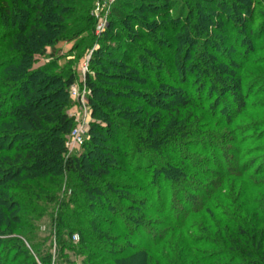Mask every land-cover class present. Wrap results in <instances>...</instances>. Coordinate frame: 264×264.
Wrapping results in <instances>:
<instances>
[{
  "label": "trees",
  "instance_id": "obj_1",
  "mask_svg": "<svg viewBox=\"0 0 264 264\" xmlns=\"http://www.w3.org/2000/svg\"><path fill=\"white\" fill-rule=\"evenodd\" d=\"M92 4L0 0V264H72L69 253L81 264H264V198L247 202L246 184L234 194L221 180L249 169L224 153L250 142L251 127L232 125L264 85V0H117L98 38ZM71 41L73 52L99 47L84 80L88 136L68 155L76 74L71 61L35 65ZM213 151L226 167L213 163L209 181L198 153Z\"/></svg>",
  "mask_w": 264,
  "mask_h": 264
},
{
  "label": "rangeland",
  "instance_id": "obj_2",
  "mask_svg": "<svg viewBox=\"0 0 264 264\" xmlns=\"http://www.w3.org/2000/svg\"><path fill=\"white\" fill-rule=\"evenodd\" d=\"M95 1L96 0H93L92 9H91V16L93 13ZM113 5H112V7H113ZM110 12H111V10H110ZM174 14H175L174 10L169 11L168 14H166L165 18H167L168 20L172 19ZM137 17L139 19H141L142 21H144L145 23H149L151 21L148 18V16H146L145 14H138ZM92 18L94 19V36L96 38H98L103 34V32L106 30V28L108 26L110 13L106 17V26L104 28V31L99 33V35L95 34L96 19L93 16H92ZM161 19L162 18H158L156 20L158 22H163ZM257 25H258V22H256V24L254 26V30H257V27H258ZM123 30L124 31L122 33H125L126 31L130 32V30L128 31V29H126V28H123ZM151 34L155 37H159L158 34H156L155 30L151 31ZM263 43H264V37L261 38V40H259L258 42H256L254 44V45H257V47L261 49V51L258 50L256 52V57H258L259 60H261V59L264 60ZM74 44H75V42L71 41V42L58 44L54 48H46V52L44 55L36 56V58L38 59V63L35 66L42 65L43 63L52 59V60H56L59 67L62 68L69 61H71V66L73 67V71L75 72L76 77H77L76 82L74 84L75 87H77V88H82V86L86 87V85L84 84L85 83V81H84L85 75L88 73L92 75V72H90V70H89V60H90V57L92 55V52L94 50L98 49L99 44H98V41H96L93 43V45L90 49H85L84 51L73 52L72 48H73ZM108 57H109L108 54L102 55V58H104V59L108 58ZM111 57L112 56H110L109 59H113ZM86 63H87L86 71H83V67L86 65ZM262 65H264V64H262ZM96 70L102 71V73L108 74V75H125L127 73V70L124 68H114L111 70H106L103 67V63H101V62H99L97 64ZM255 88L256 89L252 95L253 98H252V100H249V106L250 105L251 106L250 107L248 106L249 107L248 110H245V112H243L238 117V119L234 122V124L232 125V128L234 126H236V127L238 126V127H243L246 130L249 127H251V130H250L249 134L247 135L248 137H250V140H249L250 142H248L247 144H244V146L226 143L225 145L228 148L227 151H229L230 153H227V154H226V152L224 153L225 157H230L232 162H233V160L238 161L237 163H241L244 166V168L248 167L249 169L245 172V174L242 177L226 178V179L222 178L221 179L224 188H226V191H228L229 193L234 192V194H235L239 191V187L243 186L245 188L248 186L249 187L248 192L243 195V199L247 202L255 201L257 198H259V195L264 198V146H263L264 145V138L260 141V139H261L260 135L262 133H264V103H262V102H264V96H258L264 92V85L256 86ZM86 89L88 90L87 87H86ZM88 93H89V95L87 94V99L90 96V91ZM69 98L72 102V105L67 110V114L74 121V127L72 129H74L76 126H78L77 122L79 120L80 121L81 120L88 121L87 133L85 135V140H86L87 136H88L89 125L92 122L91 108L89 107V109H87L85 111L83 109L76 107L75 103L72 101V99L70 97V89H69ZM88 106H89V104H88ZM71 113L78 116V118L71 117L70 116ZM77 119H78V121H77ZM72 129H71V131H72ZM229 129H230V127H224V126L220 127V130L222 132L225 130H229ZM240 148L243 150H241ZM244 149H246L247 151H245ZM79 151H80V147L75 148L68 155L78 153ZM219 153L220 152H218V154L217 153L215 154V152L213 151L212 156L210 155L211 160L209 159V156H208L209 160L204 159L203 158L204 155L198 153V155H201L200 161L202 162V166H200V167L202 169L208 168L211 171V175L214 174V176L212 175V178L209 177V181H211L212 179L218 180L220 178L218 176L215 177V174H217L218 171L215 167V164H213V163L216 162V165L222 166V168L226 167V163H225V161H223V159L221 158L222 156H220ZM233 163H231V165H233ZM198 180L200 181V179H198ZM254 185L257 186V188H255ZM66 186L67 185L65 184V181H64V184L62 187L63 192H64V190L67 189ZM234 186L237 187L235 190H234ZM219 188H220V186H219ZM219 192H221V191H219ZM69 194H70V190H67V195H69ZM220 195H222V194H220ZM219 196H218V198H219ZM214 197H216V195H214L213 198ZM211 201H212V199H211ZM51 229H52V227L50 225V220H49V218L45 217L39 223V231H38L39 237L47 238L51 232ZM50 242L52 244V253H53V261H54V259L57 258L58 255H57V250H55L56 244H55V239L53 236L50 238V241H48V243H50ZM69 257L72 261V264H81L82 259H83L82 257L79 258L77 256H74L71 253H69Z\"/></svg>",
  "mask_w": 264,
  "mask_h": 264
},
{
  "label": "built area",
  "instance_id": "obj_3",
  "mask_svg": "<svg viewBox=\"0 0 264 264\" xmlns=\"http://www.w3.org/2000/svg\"><path fill=\"white\" fill-rule=\"evenodd\" d=\"M116 1L117 0H96L95 1L92 16L96 19V23H95V34L96 35H99V33L104 31V28L106 26V17L110 13L112 5ZM86 67H87V63L83 67V71H86ZM88 92L89 91L86 89L85 86H82V88H77L75 87V85H72L70 87V97L72 101L75 103V106L85 111L89 109L88 99H87V94L89 95ZM70 116L73 118H78V116L72 113ZM77 123H78V126L72 129L65 143V147L67 149L68 154H70L75 148L81 147L85 140L88 121L79 120ZM71 239L74 243L78 242L79 240L77 234H74Z\"/></svg>",
  "mask_w": 264,
  "mask_h": 264
}]
</instances>
